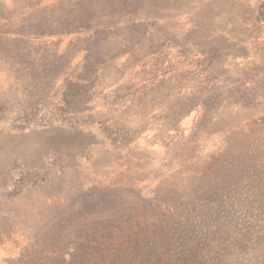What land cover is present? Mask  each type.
Segmentation results:
<instances>
[{
    "label": "rangeland",
    "instance_id": "obj_1",
    "mask_svg": "<svg viewBox=\"0 0 264 264\" xmlns=\"http://www.w3.org/2000/svg\"><path fill=\"white\" fill-rule=\"evenodd\" d=\"M58 239L264 264V0H0V264Z\"/></svg>",
    "mask_w": 264,
    "mask_h": 264
},
{
    "label": "trees",
    "instance_id": "obj_2",
    "mask_svg": "<svg viewBox=\"0 0 264 264\" xmlns=\"http://www.w3.org/2000/svg\"><path fill=\"white\" fill-rule=\"evenodd\" d=\"M61 239V238H60ZM58 239V241L54 242H47L43 243L42 245H34L33 247H28V249L33 250V259L32 264H117L115 261L119 259V254L116 253V249L112 250L111 252H107L106 250L102 252V249L105 248V245L102 247L92 248V246L88 247V250L84 245L80 252L78 250L74 249L75 243L72 244H56L60 243L61 240ZM63 246L64 248L60 250L58 247ZM124 245H120V249ZM133 246V245H132ZM94 250L93 254H90L91 251ZM61 251L64 252V254H60ZM101 251V252H100ZM104 254L103 258H106V263L102 262L101 260L98 261V259L95 257L98 255V258ZM78 255L80 257L84 258H78ZM87 255V256H86ZM106 256V257H105ZM66 259H69L68 261ZM78 259V262L76 260ZM64 260V261H63ZM98 261V262H96ZM8 264V263H7ZM9 264H23L19 259H16L13 261V263ZM26 264V263H24Z\"/></svg>",
    "mask_w": 264,
    "mask_h": 264
}]
</instances>
